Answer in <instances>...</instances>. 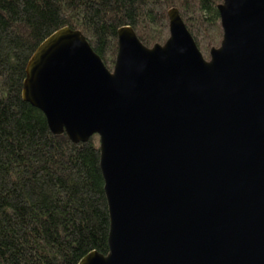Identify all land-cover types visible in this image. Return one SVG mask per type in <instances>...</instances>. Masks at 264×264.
I'll use <instances>...</instances> for the list:
<instances>
[{
    "label": "water",
    "instance_id": "95a60500",
    "mask_svg": "<svg viewBox=\"0 0 264 264\" xmlns=\"http://www.w3.org/2000/svg\"><path fill=\"white\" fill-rule=\"evenodd\" d=\"M207 60L178 8L165 44L118 30L114 71L64 27L22 95L54 134L99 136L109 253L79 264H264V0H224Z\"/></svg>",
    "mask_w": 264,
    "mask_h": 264
},
{
    "label": "trees",
    "instance_id": "16d2710c",
    "mask_svg": "<svg viewBox=\"0 0 264 264\" xmlns=\"http://www.w3.org/2000/svg\"><path fill=\"white\" fill-rule=\"evenodd\" d=\"M223 2L0 0V264H79L91 251L109 253L99 136L73 143L66 133L54 134L44 113L23 98L37 47L64 27L81 30L114 70L119 29L132 27L144 46L163 45L168 11L178 8L209 55L222 44Z\"/></svg>",
    "mask_w": 264,
    "mask_h": 264
},
{
    "label": "rangeland",
    "instance_id": "374dc122",
    "mask_svg": "<svg viewBox=\"0 0 264 264\" xmlns=\"http://www.w3.org/2000/svg\"><path fill=\"white\" fill-rule=\"evenodd\" d=\"M213 48H220V46L218 45V47L216 46V47H213ZM203 54V53H202ZM208 54L209 55H207V54H204L207 58L209 57V59H207V60H210L211 59V54H210V52H208ZM109 69V68H108ZM111 71H114V70H111Z\"/></svg>",
    "mask_w": 264,
    "mask_h": 264
}]
</instances>
